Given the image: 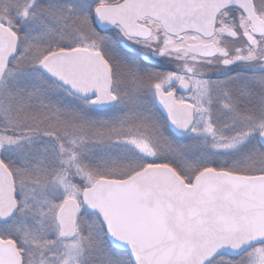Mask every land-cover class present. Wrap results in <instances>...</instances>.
<instances>
[{
  "label": "snow or ice",
  "instance_id": "obj_1",
  "mask_svg": "<svg viewBox=\"0 0 264 264\" xmlns=\"http://www.w3.org/2000/svg\"><path fill=\"white\" fill-rule=\"evenodd\" d=\"M0 264H264V0H0Z\"/></svg>",
  "mask_w": 264,
  "mask_h": 264
}]
</instances>
